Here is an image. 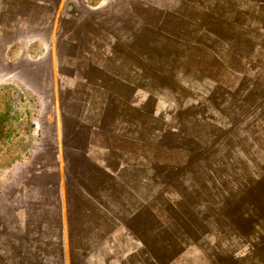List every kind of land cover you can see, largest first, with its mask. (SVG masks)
<instances>
[{"label": "rangeland", "instance_id": "1", "mask_svg": "<svg viewBox=\"0 0 264 264\" xmlns=\"http://www.w3.org/2000/svg\"><path fill=\"white\" fill-rule=\"evenodd\" d=\"M58 8L0 0V218L60 204L62 264H264V0ZM4 219L0 264H61Z\"/></svg>", "mask_w": 264, "mask_h": 264}, {"label": "crops", "instance_id": "2", "mask_svg": "<svg viewBox=\"0 0 264 264\" xmlns=\"http://www.w3.org/2000/svg\"><path fill=\"white\" fill-rule=\"evenodd\" d=\"M21 2H28L31 4H41L45 6H59V8L55 11L56 16L60 14L61 7L64 4H83V0H20ZM93 52L91 54L88 51L83 50L78 51L77 55L74 57H69L70 64L66 66L61 65V76L63 77V82L67 85H73L75 87H87L88 85L95 84V80L91 77H88L84 74L85 68H100V64L98 62L93 61ZM49 69V66H48ZM50 69L52 70L51 79L54 81L55 79V70L56 68L54 65L51 64ZM57 72V71H56ZM118 78H116V81ZM94 145L90 144L84 154L86 155L87 159L90 158L91 163L94 164ZM117 158V154L110 153L109 157ZM106 157V159H109ZM104 161V160H103ZM59 166L55 167L56 175L60 176V192H62V182L63 176H68L67 169H64L62 165V160H58L57 163ZM123 163L118 164V169L116 175L118 176H107L110 180H117L122 176L121 175L125 167H121ZM66 171V172H65ZM116 171V170H115ZM47 168L35 167V168H21L13 173V176H43L47 173ZM115 174V173H113ZM112 175V174H111ZM7 209H12L9 215L1 216V220L4 219V222L1 221L3 224L7 226V229L10 224H15L19 226L23 224L22 229L18 232L19 236L24 237L27 239L29 244H37L38 250L40 254H45L47 245H53L55 248V259L62 262L66 258V253L64 252L65 240L63 236V220H64V209L63 207L58 204L53 206H48L44 204H34V205H25V206H8ZM51 215V223L48 224V217L47 214ZM54 224V225H53ZM13 226V225H12ZM58 246V247H57ZM58 250V252H57ZM39 254V255H40ZM88 255L87 252H83L82 255ZM65 255V256H64ZM114 257V256H113ZM9 258V257H8ZM111 258V257H109Z\"/></svg>", "mask_w": 264, "mask_h": 264}, {"label": "water", "instance_id": "3", "mask_svg": "<svg viewBox=\"0 0 264 264\" xmlns=\"http://www.w3.org/2000/svg\"><path fill=\"white\" fill-rule=\"evenodd\" d=\"M74 8H75L74 5H70V6H68V8H67V12H68V13H72V15H73L74 17H76V18L80 17V14H81V13H80L79 11L75 10Z\"/></svg>", "mask_w": 264, "mask_h": 264}]
</instances>
